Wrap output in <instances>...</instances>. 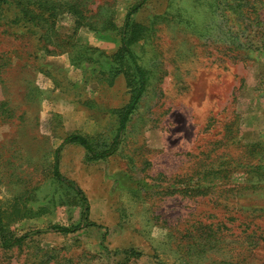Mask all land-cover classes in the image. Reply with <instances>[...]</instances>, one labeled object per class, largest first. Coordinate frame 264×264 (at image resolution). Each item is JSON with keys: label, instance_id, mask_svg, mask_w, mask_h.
Listing matches in <instances>:
<instances>
[{"label": "rangeland", "instance_id": "rangeland-1", "mask_svg": "<svg viewBox=\"0 0 264 264\" xmlns=\"http://www.w3.org/2000/svg\"><path fill=\"white\" fill-rule=\"evenodd\" d=\"M61 1L99 29L122 26L140 0ZM135 19L153 29L134 47L151 80L118 152L91 161L78 146L60 151L92 225L70 234L45 231L81 222L79 208L60 207L68 190L53 180L56 151L72 133L116 132L125 81L98 83L93 66L73 64L76 47L49 54L22 27H0V205L18 236L45 231L0 246V264H264V53L245 35L264 27V0H149ZM74 27L70 14L57 20L62 37ZM74 40L107 53L118 45L85 27ZM204 174L207 186L185 192ZM130 249L141 256L115 255Z\"/></svg>", "mask_w": 264, "mask_h": 264}, {"label": "trees", "instance_id": "trees-1", "mask_svg": "<svg viewBox=\"0 0 264 264\" xmlns=\"http://www.w3.org/2000/svg\"><path fill=\"white\" fill-rule=\"evenodd\" d=\"M147 1L141 0L132 5L125 16L122 26L118 27L112 23V19H109L98 29L85 23V16L82 15L83 11L77 4L71 2L61 0H0V21L2 20L1 22L4 23H0V27L8 24L16 26L17 28L22 27L26 32L25 35L32 36L38 43L43 44L45 48L43 50L49 54H53L54 52L50 49L52 45L54 46V50L58 49L59 46L61 48L64 47V49L76 47L77 51L75 52V56H72L73 64L77 66H93L91 72L96 74L98 83L103 81L112 84L118 78L122 77L129 95L127 104L121 109L113 111L118 121L116 132L105 138L72 133L63 140L62 146L56 151L53 180L68 190L65 198L59 199L61 202L60 207L70 206L79 208L81 222L74 228L54 225L51 229L45 231L53 230L61 234H70L87 226H92L88 219L89 203L87 197L75 183L67 180L60 172V151L63 146H78L85 150L86 159L91 161L107 159L118 152L127 124L147 92L151 80L149 71L140 64L139 58L134 50V47L144 41L153 30L150 26L148 27L146 24L140 23L135 19L136 14L145 6ZM228 8H230V5H228ZM64 14H70L74 18V33L67 37L63 36L65 38L64 45H55L62 37L57 30V20ZM252 24L249 22V26L252 27ZM82 27L102 35L117 37L118 46L116 50L112 53H107L89 45H82L77 48L78 45H76L74 39L78 36V31ZM252 29L247 34L245 33V35L248 41H253L257 45L258 50L260 48L264 53V27L255 32ZM232 32L235 33V39H237L236 35L239 32ZM244 32L246 31H243L242 34ZM260 168L264 172V164ZM209 176V174H204L201 177L202 179L190 178L189 183L185 181L187 183L184 187L185 192L200 191L201 188L208 185L206 180H208ZM202 182H204V185L201 184ZM44 211L45 209L42 208L34 212L32 210H26L23 218L42 216ZM18 213H20L19 210ZM16 222L17 219L6 216V210L0 205V246L4 250L8 251L15 247H21L32 235L45 232L33 231L18 236L12 230V225ZM115 255L117 257L127 255L141 256L140 253L132 249L115 251Z\"/></svg>", "mask_w": 264, "mask_h": 264}, {"label": "crops", "instance_id": "crops-1", "mask_svg": "<svg viewBox=\"0 0 264 264\" xmlns=\"http://www.w3.org/2000/svg\"><path fill=\"white\" fill-rule=\"evenodd\" d=\"M140 1H141V0H140ZM147 2H149V0H148ZM136 3H137V2H136ZM133 5H134V4H133ZM127 13H128V11H127ZM74 28H75V27H74ZM80 30H81V29H79V31H80ZM79 31H78V32H79ZM117 46H118V45H117Z\"/></svg>", "mask_w": 264, "mask_h": 264}]
</instances>
